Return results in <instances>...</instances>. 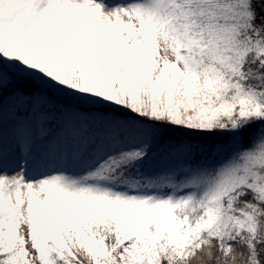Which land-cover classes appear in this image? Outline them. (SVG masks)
I'll return each instance as SVG.
<instances>
[{"label":"snow or ice","instance_id":"6c2138e0","mask_svg":"<svg viewBox=\"0 0 264 264\" xmlns=\"http://www.w3.org/2000/svg\"><path fill=\"white\" fill-rule=\"evenodd\" d=\"M0 264H264V0H0Z\"/></svg>","mask_w":264,"mask_h":264}]
</instances>
